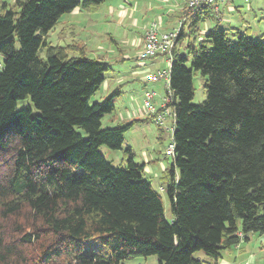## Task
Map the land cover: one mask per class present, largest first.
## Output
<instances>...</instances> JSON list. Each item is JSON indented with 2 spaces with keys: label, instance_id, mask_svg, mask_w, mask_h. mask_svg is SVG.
Segmentation results:
<instances>
[{
  "label": "trees",
  "instance_id": "obj_1",
  "mask_svg": "<svg viewBox=\"0 0 264 264\" xmlns=\"http://www.w3.org/2000/svg\"><path fill=\"white\" fill-rule=\"evenodd\" d=\"M104 1L0 0V264H122L150 255L159 264H216L248 235H264V34L216 24L200 35L222 5L185 0L165 68L174 144L160 185L167 220L123 137L143 120L103 127L105 115L116 119L120 91L91 99L111 64L46 40L64 14ZM195 72L205 94L197 104ZM101 146L121 150L120 163Z\"/></svg>",
  "mask_w": 264,
  "mask_h": 264
},
{
  "label": "rangeland",
  "instance_id": "obj_2",
  "mask_svg": "<svg viewBox=\"0 0 264 264\" xmlns=\"http://www.w3.org/2000/svg\"><path fill=\"white\" fill-rule=\"evenodd\" d=\"M4 1L11 4L13 0ZM258 2H260L259 7L262 10L255 7ZM184 3L185 0H105L94 11L64 14L49 32L46 38L48 43L60 46L77 44L84 49L85 54L89 57L104 58L111 64V70L105 77L113 86L108 94L114 89H119L120 95L114 101L113 115L116 116L115 121H110L111 115H105L101 121L103 127L114 126L118 123L123 124L119 122V116L124 117L126 109H142L145 90L155 92L153 104L156 108L160 107L162 98L166 95L164 80L143 82L146 73L142 78V75L135 71L145 65L149 67L148 72L150 73L157 69L166 68L165 58H163L164 56L160 57L155 61V65L151 64L149 59H139V49L135 46L134 40L139 38L144 29L157 21L158 18L162 22L159 30H163V28L168 30L174 26ZM229 4L237 6L239 11V13L234 12L230 15L234 18L231 26H235L241 32L246 30L247 35L254 39L264 34V0H232ZM108 5H112L113 12H110ZM250 5H252V10L249 9ZM227 15L229 14L227 13ZM203 26L201 23L200 27ZM227 37L235 40L231 31H228ZM118 77L122 79L120 83H117L118 79L116 78ZM203 82V77L195 72L193 74L194 95L192 99L194 104L200 103L204 99ZM103 94L105 93H103V86H101L91 99L100 101L106 96ZM22 104L25 105V103H19V105ZM142 116L146 119L143 118V122L125 131L123 137L125 144L131 147L134 162H146L143 153L149 160L150 170L144 169V175L151 182L152 188L161 196L165 218L170 220L169 200L160 185L163 171L171 162V157L165 155V150L171 141V132L164 129L165 125L171 124V120L170 117L165 116L163 124L157 126L150 116ZM100 151L114 165L120 163L121 150H110L106 146H101ZM195 257L203 262H209V259L202 252L195 253ZM122 264L159 263L154 255H150L146 257L135 256L123 261Z\"/></svg>",
  "mask_w": 264,
  "mask_h": 264
},
{
  "label": "crops",
  "instance_id": "obj_3",
  "mask_svg": "<svg viewBox=\"0 0 264 264\" xmlns=\"http://www.w3.org/2000/svg\"><path fill=\"white\" fill-rule=\"evenodd\" d=\"M230 1H232V0H228L225 2L224 5L220 6L219 13L215 14V17H213L209 20H206L203 23L204 26L200 27V32H199L200 35H203L208 29H210L211 27H213L216 24L230 28V29H238L235 26H231L232 19H234V18H233V16H230V15H232L234 12L239 13V11L237 10V6H231L229 4ZM184 5H185V3H184ZM259 6H260V2H258L255 7H258V10H262V8H260ZM249 7H250L249 8L250 10L253 9L252 5H250ZM108 8H109L110 12H113L112 5H108ZM183 8H184V6H183ZM183 8H182L180 15L177 18V22L175 23V25L168 28V30H166L165 28H163V30L160 29L161 32H171V31H174L175 29L178 28L179 19L182 15ZM80 12L81 11L78 8H76L69 14H79ZM227 13L229 15H227ZM158 19H160V18H158ZM241 20H243V18H241ZM160 21H161V19H160ZM134 44L136 47H138V49L140 51L142 44H143V34H141L139 38H136L134 40ZM160 57H162V56H158L156 58L149 59V60H151L150 61L151 64L155 65V61L158 60ZM163 58H165L166 67H167L169 64V62L167 61V57L164 56ZM163 69H165V68H163ZM148 70H149V67L145 65V66L140 67L135 72L137 74H141L142 78H143L144 73H146V74L150 73V72H148ZM157 70H159V69H157ZM120 78L121 77L116 78V79H118L117 83L118 82L120 83L122 81V79H120ZM142 78H141V81L143 80ZM143 82H145V81L143 80ZM101 86H103V93H105L103 95H107L113 87L110 85L109 81L106 78H105V81L103 82V84ZM164 86L167 88L165 80H164ZM142 115H146L144 113L143 109H138V110L126 109L124 117L121 115L119 116V122H121V123L129 122L132 119L143 120V118H145V117H143ZM115 118H116V116H115ZM140 123L141 122H137L132 127H134L135 125L140 124ZM125 145H127V144H125ZM143 155H144V159L146 161V162H143L144 164H146L144 169L147 168L148 170H150V166L148 163L149 160H147L145 153H143ZM257 257L258 258L261 257V258L258 259ZM216 264H264V235H257V234L248 235V239L246 241H241L238 245H235V246L231 247L230 249L223 251L221 254V257L217 260Z\"/></svg>",
  "mask_w": 264,
  "mask_h": 264
},
{
  "label": "built area",
  "instance_id": "obj_4",
  "mask_svg": "<svg viewBox=\"0 0 264 264\" xmlns=\"http://www.w3.org/2000/svg\"><path fill=\"white\" fill-rule=\"evenodd\" d=\"M226 1L228 0H186V4L188 7H196L201 4L213 5L217 11L218 6L223 5ZM160 25L161 21L158 19L144 29L143 44L140 51L138 52L139 59L147 60L157 56H166L168 62L171 60V49L174 45V40L179 27L171 32H161L159 30ZM144 79L146 82H155L163 79L166 81L167 85V70L159 69L154 73H148L145 75ZM154 95L155 93L153 90H145L143 92L142 109L146 115L153 117L155 124L161 126L165 116H168L171 119V111L166 108V104L169 100L167 97L163 98L160 106L164 109V111L160 112L153 104ZM164 129L168 132H171L172 124L165 125ZM173 150L174 144L173 140L171 139L165 150V155L167 157H172Z\"/></svg>",
  "mask_w": 264,
  "mask_h": 264
}]
</instances>
